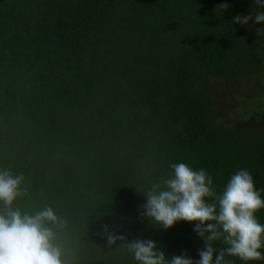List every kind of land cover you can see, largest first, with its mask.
<instances>
[{"label":"trees","instance_id":"1","mask_svg":"<svg viewBox=\"0 0 264 264\" xmlns=\"http://www.w3.org/2000/svg\"><path fill=\"white\" fill-rule=\"evenodd\" d=\"M262 11L254 0H0V169L25 177L14 207L66 220L49 226L70 264H138L108 246L104 225L198 260L194 223L164 230L142 216L173 163L204 169L217 195L248 170L264 200V24L233 23Z\"/></svg>","mask_w":264,"mask_h":264},{"label":"clouds","instance_id":"2","mask_svg":"<svg viewBox=\"0 0 264 264\" xmlns=\"http://www.w3.org/2000/svg\"><path fill=\"white\" fill-rule=\"evenodd\" d=\"M254 3L264 8V0H254ZM228 7L227 3H222L217 11ZM251 20L264 24V11L237 15L233 23L248 25ZM170 167L172 174L153 183L143 194L147 202L142 216L164 230L180 221L194 223V232L205 242L198 253L199 259L194 261L186 252L168 259L163 251L157 250L154 241L128 242L124 235L111 233L104 225L110 248L119 241L120 247L127 248L138 264H222L225 254L237 257L245 264L264 259L261 252L264 224L257 219V213L264 209V200L255 189L248 170L238 169L222 194L217 195L213 190V177L204 169L197 171L182 162ZM27 194L22 174L0 169V204L5 209L0 212V264H70L63 248L56 242V232L49 226L65 228L66 220L51 206L34 213L14 207L17 198ZM209 197L215 198L216 202L208 203ZM221 236L228 247L217 250L211 242Z\"/></svg>","mask_w":264,"mask_h":264}]
</instances>
